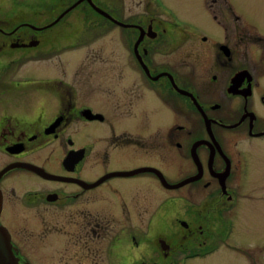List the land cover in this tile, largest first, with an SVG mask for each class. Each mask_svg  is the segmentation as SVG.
Wrapping results in <instances>:
<instances>
[{"label":"flooded vegetation","instance_id":"1","mask_svg":"<svg viewBox=\"0 0 264 264\" xmlns=\"http://www.w3.org/2000/svg\"><path fill=\"white\" fill-rule=\"evenodd\" d=\"M202 3L197 21L162 0H0V225L19 264H264L234 236L264 202V12Z\"/></svg>","mask_w":264,"mask_h":264},{"label":"rangeland","instance_id":"2","mask_svg":"<svg viewBox=\"0 0 264 264\" xmlns=\"http://www.w3.org/2000/svg\"><path fill=\"white\" fill-rule=\"evenodd\" d=\"M162 1L183 18L202 21L198 16L203 10L202 0ZM235 2L237 7H240L246 13L264 12V0H235ZM79 53L78 51L75 52V54ZM258 193L262 194L263 191L259 189ZM234 236L242 243L264 244V202L253 201L245 203V206L240 209L237 216ZM33 258L36 264H46L39 261L36 256H33ZM189 264H243V262L236 255L232 257L226 252L219 251L212 256L190 262Z\"/></svg>","mask_w":264,"mask_h":264},{"label":"water","instance_id":"3","mask_svg":"<svg viewBox=\"0 0 264 264\" xmlns=\"http://www.w3.org/2000/svg\"><path fill=\"white\" fill-rule=\"evenodd\" d=\"M1 177V175H0ZM2 211V192L0 189V215ZM0 264H19L13 252L10 235L6 228L0 225Z\"/></svg>","mask_w":264,"mask_h":264}]
</instances>
